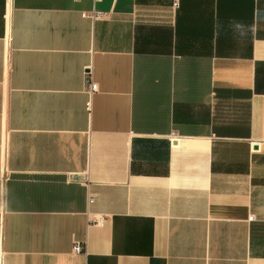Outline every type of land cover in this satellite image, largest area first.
Wrapping results in <instances>:
<instances>
[{
    "label": "crops",
    "instance_id": "1",
    "mask_svg": "<svg viewBox=\"0 0 264 264\" xmlns=\"http://www.w3.org/2000/svg\"><path fill=\"white\" fill-rule=\"evenodd\" d=\"M0 264H264V0H0Z\"/></svg>",
    "mask_w": 264,
    "mask_h": 264
},
{
    "label": "built area",
    "instance_id": "2",
    "mask_svg": "<svg viewBox=\"0 0 264 264\" xmlns=\"http://www.w3.org/2000/svg\"><path fill=\"white\" fill-rule=\"evenodd\" d=\"M99 1V0H95ZM100 14H97L95 17L98 18ZM86 78L88 82V91L93 94L94 92H97L99 90V85L96 81L93 79V73L91 67L86 68ZM88 109H90V103L88 104ZM95 201V196L93 193L90 192L89 187H88V204H91ZM255 216L250 215L248 217V220L252 221L254 220ZM101 221V219H99ZM73 251L76 253H80L84 251V247L82 246V243L79 241H75L74 246H73Z\"/></svg>",
    "mask_w": 264,
    "mask_h": 264
}]
</instances>
